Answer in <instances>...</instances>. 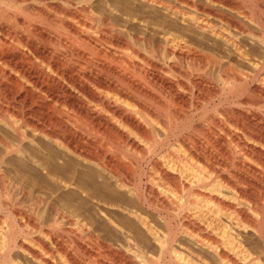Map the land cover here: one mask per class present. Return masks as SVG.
<instances>
[{"label":"bare ground","instance_id":"6f19581e","mask_svg":"<svg viewBox=\"0 0 264 264\" xmlns=\"http://www.w3.org/2000/svg\"><path fill=\"white\" fill-rule=\"evenodd\" d=\"M0 264H264V0H0Z\"/></svg>","mask_w":264,"mask_h":264},{"label":"rangeland","instance_id":"374dc122","mask_svg":"<svg viewBox=\"0 0 264 264\" xmlns=\"http://www.w3.org/2000/svg\"><path fill=\"white\" fill-rule=\"evenodd\" d=\"M82 97H83L84 99H86L84 96H82ZM86 100H87V99H86ZM232 104H235V103L232 102ZM210 108H212V107H210Z\"/></svg>","mask_w":264,"mask_h":264}]
</instances>
